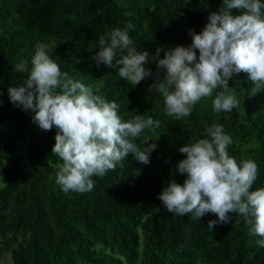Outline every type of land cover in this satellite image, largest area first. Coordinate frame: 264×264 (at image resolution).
I'll use <instances>...</instances> for the list:
<instances>
[{
    "label": "trees",
    "instance_id": "16d2710c",
    "mask_svg": "<svg viewBox=\"0 0 264 264\" xmlns=\"http://www.w3.org/2000/svg\"><path fill=\"white\" fill-rule=\"evenodd\" d=\"M220 6L222 0H0V250L10 251L7 264H264L260 237L242 216L211 230L215 214L193 220L158 199L170 179L183 184L186 178L176 171L185 156L178 148L211 139L205 129L213 124L232 138L229 155L258 165L253 190L264 187V93L247 97L253 84L241 73L229 80L238 108L216 112L213 101L222 89H215L177 121L164 115L159 94L148 93L152 77L133 88L118 76V65L93 60L99 37L116 28L127 30L138 50L187 46L188 29L201 31ZM38 44L49 45L62 72L119 104L123 120L141 114L161 121L137 141L159 137L145 142L158 145L150 164L129 155L123 167L92 177V191H62L55 182L62 161L51 153L56 129L42 131L33 113L8 96V87L27 75L15 72V64L27 61L30 69ZM146 66L156 71L154 62Z\"/></svg>",
    "mask_w": 264,
    "mask_h": 264
},
{
    "label": "clouds",
    "instance_id": "9594fccd",
    "mask_svg": "<svg viewBox=\"0 0 264 264\" xmlns=\"http://www.w3.org/2000/svg\"><path fill=\"white\" fill-rule=\"evenodd\" d=\"M262 9L261 0H222V6L209 13L201 31L188 29L190 44L167 49L159 46L154 53L138 50L128 31L116 28L106 34L107 39L99 37L93 60L108 68L118 65V76L133 88L152 77L148 93L159 94L164 115L177 121L190 116L193 106L212 96L215 89L222 90L215 96L214 110L231 112L240 105L229 92V80L234 76L245 73L252 82L247 97L264 93ZM48 48L37 45L30 69L27 61L15 64V72L27 75L22 84L8 87V96L13 105L33 113L31 120L42 131L56 129L51 153L62 161L55 181L62 191H92V177L102 178L117 166L123 167L129 155L150 164L158 145L145 142L159 137L145 139L143 145L137 141L145 130L155 132L161 121L141 114L123 120L119 104L62 72ZM150 61L156 64L155 72L146 66ZM205 131L211 139H198L178 148L185 156L176 164V171L186 178L183 184L170 179L158 199L169 212L191 214L193 220L215 214L217 218L208 221L211 230L232 222L234 215L242 216L251 225L250 233L260 237L258 246L264 247V187L253 190L258 165L229 155L227 149L233 141L222 125L213 124Z\"/></svg>",
    "mask_w": 264,
    "mask_h": 264
},
{
    "label": "rangeland",
    "instance_id": "374dc122",
    "mask_svg": "<svg viewBox=\"0 0 264 264\" xmlns=\"http://www.w3.org/2000/svg\"><path fill=\"white\" fill-rule=\"evenodd\" d=\"M2 176V169L0 168V179ZM11 260V253L10 251H1L0 250V264H7Z\"/></svg>",
    "mask_w": 264,
    "mask_h": 264
}]
</instances>
